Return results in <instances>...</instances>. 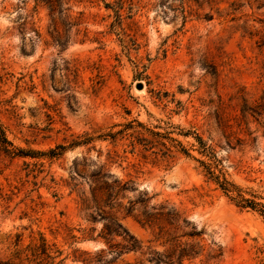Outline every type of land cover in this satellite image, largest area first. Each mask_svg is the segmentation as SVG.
<instances>
[{
  "label": "rangeland",
  "instance_id": "374dc122",
  "mask_svg": "<svg viewBox=\"0 0 264 264\" xmlns=\"http://www.w3.org/2000/svg\"><path fill=\"white\" fill-rule=\"evenodd\" d=\"M189 5L0 0V264H264V0Z\"/></svg>",
  "mask_w": 264,
  "mask_h": 264
},
{
  "label": "trees",
  "instance_id": "16d2710c",
  "mask_svg": "<svg viewBox=\"0 0 264 264\" xmlns=\"http://www.w3.org/2000/svg\"><path fill=\"white\" fill-rule=\"evenodd\" d=\"M180 2L182 3V10L184 11V12H197V11H195L193 8H192V6L191 5H189V3H191V0H180ZM203 3H207L209 6H211V8H212V10H215V12H219V8L217 7L218 5H219V3H220V0H203ZM188 9V10H187ZM116 184H117V182H116ZM117 187H120L119 185L118 186H116L115 188H117ZM224 190L225 191H231L230 189H228V188H224ZM108 195V197H109V194H107ZM239 196H241V195H239ZM238 196V198H240L241 199V201H243V202H245L247 205H246V207H251V208H254L256 205V203H253V202H250V201H248V200H246V199H244L243 197H239ZM112 197V196H111ZM249 204V205H248ZM119 227H121V225H119ZM106 230L108 231V226H107V228H106ZM43 241H44V250H47L46 248V241L43 239ZM136 248H134V250H135ZM50 257V256H49Z\"/></svg>",
  "mask_w": 264,
  "mask_h": 264
}]
</instances>
